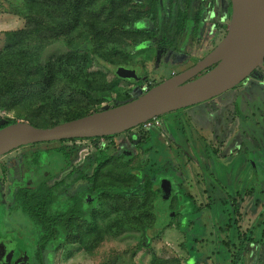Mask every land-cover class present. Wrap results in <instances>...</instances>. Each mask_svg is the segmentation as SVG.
I'll use <instances>...</instances> for the list:
<instances>
[{
  "label": "rangeland",
  "instance_id": "obj_1",
  "mask_svg": "<svg viewBox=\"0 0 264 264\" xmlns=\"http://www.w3.org/2000/svg\"><path fill=\"white\" fill-rule=\"evenodd\" d=\"M228 5L204 0L200 41L189 26L175 52L154 37L146 0H0V128L13 120L52 127L140 97L142 85L188 70L222 41L228 29L218 34L217 22ZM157 13L161 33L176 12L159 0ZM88 44L122 66L117 74ZM128 69L137 79L125 78ZM247 80L239 92L253 97L241 122L215 112L231 106L234 93L165 115L157 130L30 145L1 157L0 212L39 246L34 264H215L205 251L213 237L232 261L244 264L246 256L251 264L252 249L264 246V71ZM144 176L147 195L125 199ZM160 177L174 181L171 210L186 214L153 237L152 227L170 222ZM30 197L47 202L43 212L56 224L46 245L45 229L25 211V202H36Z\"/></svg>",
  "mask_w": 264,
  "mask_h": 264
},
{
  "label": "water",
  "instance_id": "obj_2",
  "mask_svg": "<svg viewBox=\"0 0 264 264\" xmlns=\"http://www.w3.org/2000/svg\"><path fill=\"white\" fill-rule=\"evenodd\" d=\"M230 3L227 34L193 67L132 101L54 127L39 128L27 122L6 125L0 128V158L30 145L124 134L152 119L204 104L237 88L255 71H264V0ZM125 71L126 79H137L135 70ZM158 184H165L164 212L171 222L177 215L171 210L175 188L162 177Z\"/></svg>",
  "mask_w": 264,
  "mask_h": 264
},
{
  "label": "trees",
  "instance_id": "obj_3",
  "mask_svg": "<svg viewBox=\"0 0 264 264\" xmlns=\"http://www.w3.org/2000/svg\"><path fill=\"white\" fill-rule=\"evenodd\" d=\"M204 4V0H169V6L173 5L175 9V17L172 20V23L169 22L165 23L163 29L161 30V33H158V13H157V7L159 5V0H146V5H147V20L151 25L153 26L154 30V37L161 36L160 42L166 46L169 49H172L173 51H177V47L175 45L178 43V38L183 37L186 34V30L190 26L192 29V35L193 37H197V35L200 33L201 26H202V5ZM231 5V4H230ZM231 13H232V7H230ZM148 23V24H149ZM196 41H200L197 39ZM200 47V46H199ZM85 49H87L92 57L96 59L97 63L100 66H105L108 67L109 70H111L113 73L117 74L116 69L122 66L118 65H112L105 59L101 58L93 48V46L88 44L85 46ZM118 68V69H119ZM115 71V72H114ZM248 82V80L244 81L241 85L238 87H241L245 85ZM153 86V85H152ZM237 87V88H238ZM100 112V111H98ZM97 113V112H96ZM90 115V114H89ZM88 116V115H86ZM85 116H82L80 118H83ZM79 119V118H77ZM75 120V119H73ZM71 121V120H70ZM17 121L13 120L10 121L9 124L16 123ZM68 122V121H67ZM8 124V125H9ZM35 127H39L33 123H30ZM54 127V126H52ZM39 128H44V127H39ZM45 128H50V127H45ZM113 137V136H112ZM108 138V137H106ZM74 141V140H71ZM63 142H69V141H63ZM145 155V154H144ZM143 155V157H144ZM126 161L131 160L129 156L127 155V158L125 157ZM150 177L149 176H144L141 181H138L137 184L132 188V191L130 189L125 190L128 192L127 194L129 197H125V199H137L141 197H145L147 195V189H146V184L149 183ZM156 185V184H155ZM157 186V185H156ZM104 192L106 193H111L112 191L114 192L113 189L111 188H105L103 189ZM126 194V195H127ZM111 195V194H109ZM31 201H35L33 204L25 202V211L31 215L35 221L39 222L42 227L45 229L46 236L42 239V245H46L49 243V241L53 238L54 234V229L56 227V224L51 223L50 220L47 218L46 214L43 212L45 206L47 205L46 201H43L41 199H37L34 197L29 198ZM182 214L186 213H177L176 216H180ZM173 221V220H172ZM171 221V222H172ZM168 223L161 229H157L156 226L152 227L151 232L152 236L156 237L158 234H160L162 231L166 230L167 228L171 227L172 223ZM148 228H146L147 230ZM145 240V248L150 246L151 238L145 234L144 236ZM191 263V262H190ZM238 260L234 261L233 264H240ZM192 264V263H191Z\"/></svg>",
  "mask_w": 264,
  "mask_h": 264
},
{
  "label": "crops",
  "instance_id": "obj_4",
  "mask_svg": "<svg viewBox=\"0 0 264 264\" xmlns=\"http://www.w3.org/2000/svg\"><path fill=\"white\" fill-rule=\"evenodd\" d=\"M230 0H229V5L226 7H224L225 9H223V14L219 17V20L217 22V30L218 31V34H222L226 29H228L229 27V23H230V19H231V5H230ZM213 11V10H212ZM205 25V21L203 20V11H202V26H201V30L203 29V26ZM218 44V43H217ZM216 44V45H217ZM174 75V73H173ZM235 94V97H236V100L233 101V104L231 106H228V105H224V103H222L223 105H219L218 107L216 106L215 108V112L216 114L218 115V113H221L223 114H231V117L230 119L232 120V122H234L235 118V123L240 121L241 120H245V116H247V114H249L248 112L250 111L249 109V102H248V98L249 97H253L251 95V93H248V92H243V91H240L239 92V89L236 88L234 90H231L227 93L224 94V96H219L217 98H215L214 100V103H220L218 102L220 99H224V98H227V97H231L232 94ZM194 107H199V106H194ZM201 107V106H200ZM233 110V111H232ZM196 112L194 113H199L200 111L198 110H195ZM238 111V112H237ZM253 113V111L251 112ZM233 114V116H232ZM236 114L239 118H237ZM252 115V114H250ZM171 119V118H170ZM166 120L164 123L165 125L167 124H170L173 122V120ZM230 119H228V117H226V125L228 126L229 130H230V126H231V123H230ZM157 130L158 128H153L151 129L152 131L153 130ZM150 130V131H151ZM245 200H247V197H244ZM243 202H241V205H242ZM246 203V202H245ZM258 215H256V218L255 220L257 219ZM249 218L248 217H245L244 220H245V225H247L249 223ZM233 228L230 229V232L232 233ZM246 232V230H245ZM246 235L247 233L245 234H242V237H240L241 239H239L238 237V241L241 243H243L245 240H246ZM229 236H230V233H229ZM226 233H225V239L226 238ZM215 240L217 241L218 240V237H213L212 240L210 241V244L208 246V248H206L207 251L206 253H209L210 256H212L211 258H214L213 260L215 261L214 263L215 264H233L234 261H236V259H234V261H232L233 259L230 258L228 255H229V251H228V247L226 246V244L224 245H218L217 242L215 243ZM219 241V240H218ZM220 241H224V240H220ZM228 241V240H227ZM226 241V242H227ZM223 243V242H222ZM199 246V245H198ZM252 253H255L254 254V257H252V263L251 264H264V246H260L259 249H257V247H254V250L252 249ZM209 258V256H208ZM238 258V257H237ZM210 259V258H209ZM244 259H245V263L244 264H247L246 262V256L243 258V262H244ZM192 264H194V262L190 261ZM211 264V262H209ZM213 264V263H212Z\"/></svg>",
  "mask_w": 264,
  "mask_h": 264
},
{
  "label": "flooded vegetation",
  "instance_id": "obj_5",
  "mask_svg": "<svg viewBox=\"0 0 264 264\" xmlns=\"http://www.w3.org/2000/svg\"><path fill=\"white\" fill-rule=\"evenodd\" d=\"M202 30H204V28ZM196 38L198 39V35ZM165 178L168 179V181L172 184V187H175L173 184L174 181L168 177ZM38 251L39 246L37 245L36 250L33 241L30 238V233L25 232L22 227L20 229L18 223H16L15 220H8V217H3L0 212V264L38 263Z\"/></svg>",
  "mask_w": 264,
  "mask_h": 264
},
{
  "label": "built area",
  "instance_id": "obj_6",
  "mask_svg": "<svg viewBox=\"0 0 264 264\" xmlns=\"http://www.w3.org/2000/svg\"><path fill=\"white\" fill-rule=\"evenodd\" d=\"M151 86L152 85L150 83L142 85L141 90L143 91V94L146 93L150 88H152ZM139 127L144 131H150L153 128L161 127V123L159 122V118H156L142 124Z\"/></svg>",
  "mask_w": 264,
  "mask_h": 264
}]
</instances>
